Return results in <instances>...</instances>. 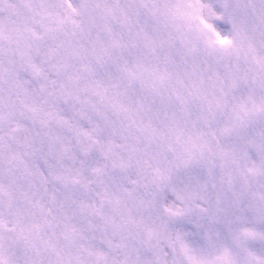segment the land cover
I'll use <instances>...</instances> for the list:
<instances>
[{
	"label": "snow or ice",
	"instance_id": "1",
	"mask_svg": "<svg viewBox=\"0 0 264 264\" xmlns=\"http://www.w3.org/2000/svg\"><path fill=\"white\" fill-rule=\"evenodd\" d=\"M0 264H264V0H0Z\"/></svg>",
	"mask_w": 264,
	"mask_h": 264
}]
</instances>
